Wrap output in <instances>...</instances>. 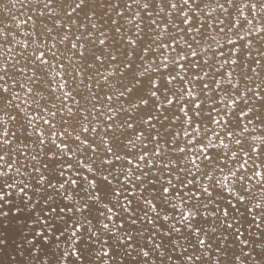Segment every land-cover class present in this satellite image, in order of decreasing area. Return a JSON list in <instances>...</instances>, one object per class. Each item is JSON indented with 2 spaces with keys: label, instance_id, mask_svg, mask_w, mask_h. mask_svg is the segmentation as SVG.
<instances>
[{
  "label": "bare ground",
  "instance_id": "1",
  "mask_svg": "<svg viewBox=\"0 0 264 264\" xmlns=\"http://www.w3.org/2000/svg\"><path fill=\"white\" fill-rule=\"evenodd\" d=\"M0 264H264V0H0Z\"/></svg>",
  "mask_w": 264,
  "mask_h": 264
}]
</instances>
